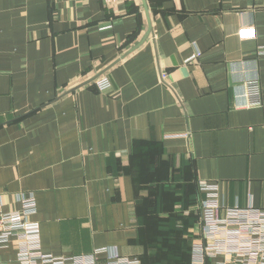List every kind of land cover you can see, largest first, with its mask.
<instances>
[{
    "label": "crops",
    "instance_id": "obj_1",
    "mask_svg": "<svg viewBox=\"0 0 264 264\" xmlns=\"http://www.w3.org/2000/svg\"><path fill=\"white\" fill-rule=\"evenodd\" d=\"M263 49L264 0H0L3 210L35 197L45 254L191 264L201 180L264 209Z\"/></svg>",
    "mask_w": 264,
    "mask_h": 264
},
{
    "label": "built area",
    "instance_id": "obj_2",
    "mask_svg": "<svg viewBox=\"0 0 264 264\" xmlns=\"http://www.w3.org/2000/svg\"><path fill=\"white\" fill-rule=\"evenodd\" d=\"M102 1L110 5L122 0ZM194 59L195 56L188 61ZM95 84L102 92L112 88L107 76L98 77ZM245 89L247 105L260 106L259 81L246 82ZM199 190L205 195L200 215L203 232L202 238L192 245L191 264H264V209L223 206L217 182L201 180ZM37 210L34 196L24 198L21 207L13 211H4L0 201V249L15 242L19 264H141L139 258L115 253L99 262L98 255L107 252V248H99L91 255L57 257L45 254L40 223L32 218Z\"/></svg>",
    "mask_w": 264,
    "mask_h": 264
},
{
    "label": "water",
    "instance_id": "obj_3",
    "mask_svg": "<svg viewBox=\"0 0 264 264\" xmlns=\"http://www.w3.org/2000/svg\"><path fill=\"white\" fill-rule=\"evenodd\" d=\"M142 43H143V41L140 42L137 46H135L132 50H130L127 54H125L124 56H122V58H125L127 55H129L131 52H133L135 49H137L139 46H141ZM122 58H121V59H122ZM119 61H120V59L117 60L116 62H114L111 66H113V65L116 64V63H118ZM98 77H100V74H99L98 76H96L95 78H93L92 80H96Z\"/></svg>",
    "mask_w": 264,
    "mask_h": 264
},
{
    "label": "rangeland",
    "instance_id": "obj_4",
    "mask_svg": "<svg viewBox=\"0 0 264 264\" xmlns=\"http://www.w3.org/2000/svg\"><path fill=\"white\" fill-rule=\"evenodd\" d=\"M180 257H183L185 259V254H179Z\"/></svg>",
    "mask_w": 264,
    "mask_h": 264
}]
</instances>
